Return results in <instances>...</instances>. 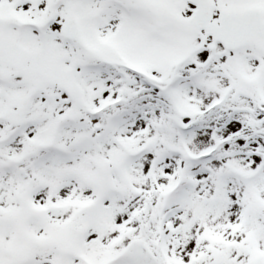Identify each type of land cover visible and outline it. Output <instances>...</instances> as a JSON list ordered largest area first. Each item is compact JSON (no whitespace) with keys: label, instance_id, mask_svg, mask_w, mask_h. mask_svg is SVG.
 Masks as SVG:
<instances>
[{"label":"snow or ice","instance_id":"1","mask_svg":"<svg viewBox=\"0 0 264 264\" xmlns=\"http://www.w3.org/2000/svg\"><path fill=\"white\" fill-rule=\"evenodd\" d=\"M0 264H264V0H0Z\"/></svg>","mask_w":264,"mask_h":264}]
</instances>
